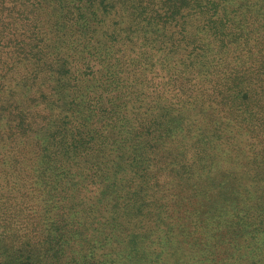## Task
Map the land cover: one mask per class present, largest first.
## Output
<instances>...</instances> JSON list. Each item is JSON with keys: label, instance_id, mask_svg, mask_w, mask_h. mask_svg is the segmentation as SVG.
Returning <instances> with one entry per match:
<instances>
[{"label": "rangeland", "instance_id": "374dc122", "mask_svg": "<svg viewBox=\"0 0 264 264\" xmlns=\"http://www.w3.org/2000/svg\"><path fill=\"white\" fill-rule=\"evenodd\" d=\"M194 1L41 0L35 8L23 6L31 16H35L34 9L40 8L37 27L41 37L36 40L30 35L33 28L30 24L25 26L24 33L4 34L0 42L1 126L18 131L12 146L18 145L19 149H23L24 144L29 146V141L21 136L27 118L49 108L48 95L74 100L81 108L95 103L94 99L104 93L101 79L110 71L109 65L113 69L109 62L118 55L130 54L134 58L143 54L140 73L154 78L162 90L161 95L179 105L168 120H162L164 125L153 134L156 138L144 146L146 185L132 170L128 196L122 202L113 203L118 209L130 204L144 184L146 207L142 216L137 220L134 210L144 200L130 209H122L120 222L130 223L126 230L113 226L100 230L95 225L80 226V232H74L72 240L80 242V255L95 237L101 236V240L108 239L104 242H109L107 247L109 251L113 249L115 255L125 243L126 254L131 257V250L137 249L139 244L138 249L148 245L147 249L156 255V260L153 263L148 257L150 252L142 248L137 259L140 264H264V163L254 162L257 149L252 143L255 141L230 114L220 113L222 105L219 103L223 100L237 108L264 101V97L259 91L241 84L243 76H235L231 68L235 66L231 65L237 66V63L230 56L226 69H231L225 70L227 73L221 82H230L237 91L227 89L215 100V96H208L213 92L208 81L209 67L200 70L203 65L192 66L198 57L189 56L185 48L160 45L163 34H169L165 30L166 23L185 15L194 21ZM209 1V5L213 4V0ZM12 4L9 3L11 8ZM147 4L157 5L158 10L151 12L152 16H158L157 24L149 28L147 23L145 31H135L142 16L137 9ZM215 4L219 5L214 10L218 17L235 15L245 21L252 14L264 18V0H215ZM20 5L23 4L14 3L15 7ZM86 20H90L89 27L85 26ZM118 28L124 30L114 42L109 36ZM92 30H98L97 42L89 44ZM205 32L210 31L206 28ZM123 42L124 45L119 46ZM95 50L99 55L93 57L91 54ZM217 51L218 48L214 49L213 55ZM213 66L211 64V70ZM170 123L171 131L170 127L167 129ZM213 124L229 126L226 137L235 138L238 144L244 143L245 153L241 158L227 159L228 149L224 146L210 150L213 142L220 141ZM0 154H4L2 147ZM116 156L115 152V160L120 157ZM3 162L0 157V166ZM104 190L106 188L98 192V198L103 199ZM80 215L84 221L85 214ZM56 234L54 230L51 232L52 236ZM0 242L12 240L0 234ZM2 252L3 248L0 249V264H5L6 254Z\"/></svg>", "mask_w": 264, "mask_h": 264}, {"label": "trees", "instance_id": "16d2710c", "mask_svg": "<svg viewBox=\"0 0 264 264\" xmlns=\"http://www.w3.org/2000/svg\"><path fill=\"white\" fill-rule=\"evenodd\" d=\"M11 2L13 8L9 6ZM20 2L23 5L14 6V3ZM40 2L0 0V42L4 34L16 36L24 33L25 26L30 24H33L30 35L36 40L41 37L37 27L40 8L34 9L35 16L29 15L28 9H23L25 5L35 8ZM209 3V0L193 2L191 6L196 12L193 22L185 15L166 23L165 30L170 35L163 34L161 47L185 48L189 56L198 57L191 63L192 66L203 65L200 70L209 67L208 81L213 92L208 96H215V100L222 97L227 89L237 91L230 82H221L226 76L225 70L231 68L236 77L243 76L241 84L259 91L264 97V18L252 14L245 21L235 15L231 18L218 17L214 10L219 5L215 4V0L213 4ZM145 7L137 9L142 16L135 31H143L147 23L149 28L157 24L158 16L151 15L152 10H158L157 5L150 7L147 4ZM84 23L89 27L90 20ZM161 28H158L160 33ZM206 28L210 32H205ZM123 30L118 28L109 37L117 42ZM92 31L89 44L97 42L98 30ZM213 46L218 48L216 55L219 57L213 55L216 49ZM91 55L95 57L99 51L95 50ZM230 56L237 66L231 65L235 67L226 69L230 65L227 62ZM142 58L143 54L134 58L130 54L115 56L114 61L109 62L115 70L109 65L110 71L101 79L104 93L86 108H81L80 103L74 100L55 99L48 95L50 100L46 98V103L49 108L32 114L33 118H27L23 126L25 132L21 136L29 141V146L24 144L23 149H19L18 145L12 146L14 137L19 133L12 132V127H2L0 118V147L4 148V154H0L4 161L0 166V234L12 240L0 242V249H4L2 253L6 254L5 264H140L137 259L142 248L150 252L148 257L155 262L156 255L147 249L148 245H141L138 249L139 244L137 249L131 250V257L126 254L125 243L115 255L113 249L109 251L110 247H107L109 242H104L107 238L101 240V236H97L85 250H81L83 253L80 255V242L76 239L72 241L73 233L80 232V226L95 225L99 230L113 226L126 230L130 223L120 222L122 209H130L145 198L144 184L148 178L144 146L156 138L153 134L164 125L162 120H168L179 105L161 95L162 90H159L154 78L140 73ZM211 64L214 65L213 70ZM219 103L222 105L220 113L230 114L255 141L252 143V147L257 149L254 162L264 163V101L237 108L235 104L223 100ZM170 126L172 123L167 124V129ZM213 126L220 141L213 142L210 150L224 146L228 149L227 159L234 156L241 158L245 153L244 143L238 144L235 138L226 137L229 126ZM224 149H221L223 153ZM115 152L120 156L117 160ZM132 170L145 180L144 184L136 198H131L130 204L114 208L113 203L122 202L129 194L132 185L129 172ZM104 188L107 192L104 190V197L100 199L98 192ZM145 207L146 199L134 210L137 220ZM82 212L85 214L84 221L82 217L80 219ZM53 230L57 233L54 236L51 235Z\"/></svg>", "mask_w": 264, "mask_h": 264}]
</instances>
